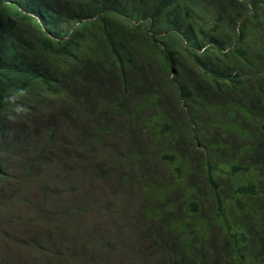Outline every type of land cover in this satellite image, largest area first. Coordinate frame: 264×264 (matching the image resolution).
I'll use <instances>...</instances> for the list:
<instances>
[{
  "label": "trees",
  "instance_id": "16d2710c",
  "mask_svg": "<svg viewBox=\"0 0 264 264\" xmlns=\"http://www.w3.org/2000/svg\"><path fill=\"white\" fill-rule=\"evenodd\" d=\"M53 164L138 196L135 256L264 264V0H0V183Z\"/></svg>",
  "mask_w": 264,
  "mask_h": 264
},
{
  "label": "rangeland",
  "instance_id": "374dc122",
  "mask_svg": "<svg viewBox=\"0 0 264 264\" xmlns=\"http://www.w3.org/2000/svg\"><path fill=\"white\" fill-rule=\"evenodd\" d=\"M68 137L72 133L66 130ZM65 176L53 164L20 190L13 182L0 183V264H71L65 255H74L76 248L80 253L88 240L105 244L114 255L90 264H157L156 258L134 254L130 216L137 195L113 188L110 177L97 173L84 176L76 170ZM69 208L79 212L77 217L71 218ZM99 252L103 249L87 251ZM73 261L83 264L77 253Z\"/></svg>",
  "mask_w": 264,
  "mask_h": 264
},
{
  "label": "clouds",
  "instance_id": "9594fccd",
  "mask_svg": "<svg viewBox=\"0 0 264 264\" xmlns=\"http://www.w3.org/2000/svg\"><path fill=\"white\" fill-rule=\"evenodd\" d=\"M218 182V181H217Z\"/></svg>",
  "mask_w": 264,
  "mask_h": 264
}]
</instances>
